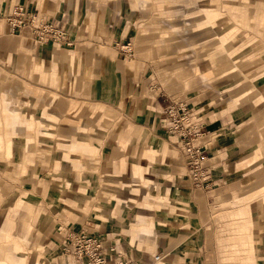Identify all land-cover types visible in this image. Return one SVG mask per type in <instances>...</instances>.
Segmentation results:
<instances>
[{
  "label": "rangeland",
  "instance_id": "374dc122",
  "mask_svg": "<svg viewBox=\"0 0 264 264\" xmlns=\"http://www.w3.org/2000/svg\"><path fill=\"white\" fill-rule=\"evenodd\" d=\"M42 1L44 2V0ZM59 1L60 3L63 2L62 0ZM67 1L63 3H67ZM100 2H102V0ZM156 2L157 0H148L149 5L152 6L153 12L157 11ZM245 3L246 5L243 6V11H245V13L248 11L249 13V11H251L249 0H245ZM13 5L14 3L11 1L8 3L7 8L6 6L3 7L6 8L7 14L10 12ZM40 8L42 10L44 8L42 2ZM0 14L3 15L4 12L0 11ZM192 21L193 20L190 18H187L179 22L175 20H168L161 24L152 22L157 30H168V34L166 35L168 39L163 38L164 40H162L159 37L161 34H157L153 42L155 46H159L162 43L165 45L175 41L176 35H178L177 39L181 41L191 42L189 45L190 52H185V54L188 53L191 55L189 61L190 65L186 66V68L184 67L183 71H179L178 69L177 71L176 68H173L170 70L172 78L168 79V84H177L179 90L183 92L185 97L168 98L158 92V98L155 97L154 91H158V85L154 84L151 86V90H149L146 83L142 80L143 77L139 75L141 74V68L137 64V74L133 78V88L129 90L122 89L120 100H109L113 101V105L115 106L110 110L117 113L118 119L122 120L124 125L129 124L133 127L132 132L135 134L132 133L130 136L135 137L137 135L141 139L139 144L132 145V148L129 147L132 149L129 152L126 149L122 151V149L118 147V138L120 135L116 130L115 122L109 124L110 121L108 120L107 122V119H105L106 123L104 124V130L98 134V136H96L94 132L97 121L95 117L93 118L90 115V106L96 105V101L93 98L94 95L87 94V90L89 91L90 89L89 87L93 86L89 85L90 82H92V78H90V67H92V62H90L88 58L84 57L75 70L81 82L78 87L73 86L68 88L67 85L63 84V82L68 81V76H71L66 72L64 74H61L60 71L59 73L56 72L55 79L58 83L51 85L48 81L50 77L46 75L40 76L41 74L31 69L30 50H34L35 52V57L33 58L34 62L39 63L40 60L46 61L44 58L46 51L53 54L73 51L74 54L78 55L80 52L86 54L88 52V47L71 45L69 48H65L58 46L54 47L51 44L38 47L34 39H30V36L27 38L19 37L17 40L10 38L13 40V43H11L12 47L17 42L19 44L16 51L13 50L15 52L16 62H18L19 66L12 63L8 57L0 56V92L9 94L12 98L15 97L17 100L13 99L12 101L20 102L19 107L22 109L32 107L35 119L38 117L44 102L36 99V103L34 104L26 103L23 99L24 93L22 87L24 85L46 89L48 90L47 93L59 92L67 97V99L71 98L85 105L83 113L76 117V121H79V125H81V128L83 126L82 129L84 131L75 133L76 124L64 121H59L54 127H45V129H50L51 134L49 135L37 133L36 126L28 130L24 125H18V134L13 139V143L16 145L15 147H17L15 149L17 153L16 158H9L10 150L5 154L8 158L4 156L3 152H0V187L3 191V196L0 197V207H10L18 191L26 193L25 197L32 201L34 209L39 213L37 221L32 223L29 239L41 245L32 247L41 248L42 245H47L49 247L47 253L42 250L37 251H42V253L44 252L43 254H46L41 257V259L46 257L49 264H58L57 260L59 264L65 263L67 255L63 250L65 246L64 241L66 237L73 232L103 237V239L108 241L107 244H105L107 249L109 247L108 245L115 246V256H123V261L129 260L139 264H153V261H156L155 258H158V261L163 260V264H194L193 262L196 264H234L241 260L243 255L239 254L246 248L240 245V240L243 243L249 238L252 241V253L249 255L246 253L244 257L249 256L252 264H264V205L262 204L264 201V192L262 195L258 194L257 196L249 198L245 193L249 191L250 187L254 190L258 189V187H264V147L261 148L260 154L263 158L255 164L249 165L246 162L247 160L240 156L243 154L249 155L253 146L260 143V137H258V139L255 138L258 136L257 130L259 128V123L256 119H252L251 122L247 124L246 129H248V131L246 134L251 133V135H254L252 136V138L254 137V144L252 140L249 142L240 141L236 147L238 151L225 160V165L222 164L217 167V172H220V175L226 174L228 179L215 182L211 179V173H213L216 168L211 169L210 163L214 161L213 159L223 160L226 156L224 154L225 150L222 148L218 150V152L215 151L208 154L203 146L199 147L201 152L199 157L202 161L204 160L201 169L204 178H193L190 172L191 167L189 165V158L184 155L182 150L180 151L178 138L171 134L172 129L170 124L174 125L175 121L172 117H168L167 114H165V111L170 107L176 108V104L183 102L186 104V108L190 114L193 115L198 109H203V111H206L203 114L205 116L208 114V110H213L209 105L218 100V98L225 100L233 91L240 92L241 90L244 93L248 92L249 87H247L246 84L250 82H253L255 86H260L264 83V74L260 76L262 74L261 71L264 73V33L262 36L263 40L261 38L256 39L255 36H252L250 33V31H254L249 28L253 26L252 22H250L252 25L248 23L250 25L248 26L247 22L239 24L224 19V21L220 23V30L222 28H227L226 30L231 28L234 30L233 34L235 36L231 43L226 46H237V44L241 43V49L243 48V50L246 51L230 52V49L227 47L225 52L226 56L223 57L224 59L214 61L211 60V53L221 52L218 51V49H222L223 44L220 43L219 30H216L217 34L215 37L217 39H212L209 43L206 42L202 45H197L195 44L197 43L195 40L196 38H192L193 35L181 36L182 31H184V26L179 24L185 22L191 23ZM171 24H176L180 29L172 32L171 29L174 28H170ZM1 25L3 24L0 22V26ZM191 27L193 28V26H190V28ZM194 28H196L195 31H199V33L203 32L198 24H196ZM243 33H245V35ZM203 40L204 39H200V42ZM257 40L258 42H256ZM0 42H2V39H0ZM106 52L109 53L108 51ZM171 55L174 54H168V56ZM142 56L149 59L145 54ZM156 56V58H158L162 55L158 51ZM247 59H250L251 65L254 66L263 61V63H261L262 66L259 68L257 67L258 69L251 66L248 70H245L244 75L246 78L244 82L231 84L233 89L230 92H224V88L219 86V84L210 83L208 81L210 80L209 77L216 79V81L223 78L226 73H221L220 76H217V72L227 66H232L229 69L232 73L239 71V64L246 63ZM125 62L128 61L126 60ZM129 62L131 63H128L127 66L130 68L133 67L132 61ZM169 62L173 61L168 60V64H170ZM156 64H158V62H156ZM234 65L238 66L234 67ZM162 72L163 70L157 69L158 74ZM181 72H187L188 75L181 79L178 77L179 74H176ZM240 79V76L236 78L238 81ZM140 80L141 84L139 85L138 82ZM165 80L167 79L163 81L167 82ZM127 82L129 83L128 78ZM192 82L195 86L191 87L190 84ZM173 89L176 90V88ZM225 91H229V89H225ZM64 101L68 100L64 99ZM107 105L109 106L110 104ZM158 112H160V115ZM249 113H251V111ZM157 115L159 116L158 118L156 117ZM203 115L196 119L191 117L192 122H197V125L200 123V129L195 131L200 134L201 130V136L195 141L196 145H198L200 141L203 142V144L208 143L207 137L210 139L213 137V134H208L205 131V127L202 126L203 123L206 124ZM260 117L259 115L258 119ZM177 118L178 117H176V119ZM169 119H171V121ZM189 127L191 128V126ZM73 134L74 136H72ZM127 135H129V132H127ZM59 136H72V138L81 137L86 140L88 145L91 141V143L98 148V150L92 149L93 152L88 154V157L97 154L95 158H91V161H88L90 164L86 163L88 159L87 156H81L86 167V170H84L85 176L89 178L90 173H92L90 180L84 182L78 181L77 171L70 169L68 163H66L65 168L61 171L53 170L52 153L56 147H58L57 137ZM27 138L31 140L28 142ZM132 141H135V139L133 138L121 142L126 143L128 146L130 145L129 142ZM26 145H28V149L31 151L32 159L35 163L25 164L23 162L22 155L24 150H26ZM164 145L168 148L167 151L161 149ZM208 146L207 148H209ZM143 150H150V153L153 151L157 154L164 153L163 155L167 157V161L164 164L157 163L152 167L153 170L151 171L138 174V177L135 179V186L131 185L136 193L127 192L123 197L125 205L118 206L115 203L114 206V204H111V202H113L112 196L113 192L116 193V190H118L117 182H119V180L115 178L116 175L115 177H108V171H110L112 166L119 159L126 157L125 162L121 164L125 166L123 172H120V164L116 165V172L119 168V172L122 173L121 176L126 175L128 180L131 179L132 173L130 168H132L133 165L144 167L145 163H147V159L140 155L142 152H146ZM159 151H161V153ZM79 154L80 152H71L69 156ZM183 157H185L186 164L183 161ZM23 166L25 167L24 170L22 169ZM254 173H258V175L252 177ZM146 178L151 179V183L148 186L142 184V181L146 182ZM162 182L166 183L167 188L175 189L176 194L171 196L169 193H161L157 190V185ZM73 184L80 185L84 188V192L79 194L82 200L72 203L64 202L61 195L63 192L69 190ZM243 191L246 195L240 196L239 194L243 193ZM144 193L152 198L151 203L154 209L152 216L147 218V223L156 225L159 222L162 228L156 226V232L165 235L166 238L160 250L156 249L155 243L151 240L150 236H144L142 233L139 234L140 244L138 246L129 244V233L131 228L133 226L140 227V223L135 219L136 216L134 213ZM190 200L192 204L196 206V209L202 213L200 217L203 227L199 232H196L189 226L191 213H188L187 210ZM157 210L160 211V215ZM243 211L248 213L250 232H244L241 229L242 226L239 220L236 219L238 218L236 215ZM107 216L108 218H106ZM158 216H162V219L158 218ZM165 218L175 222L166 223ZM27 221H29V219H27ZM20 223L21 221L17 222L18 228ZM165 224L168 225L163 227ZM18 234H22L21 229H18ZM196 237L205 239L200 252V257H202L201 261L198 259V256H196L197 248L194 246ZM28 247L29 246L26 245V249H28ZM33 250L35 249L33 248ZM167 251L170 252L166 254ZM188 254L189 256H187ZM165 255L172 256V259L170 261H165ZM0 259L2 260L4 258L0 257Z\"/></svg>",
  "mask_w": 264,
  "mask_h": 264
},
{
  "label": "crops",
  "instance_id": "0c3cea01",
  "mask_svg": "<svg viewBox=\"0 0 264 264\" xmlns=\"http://www.w3.org/2000/svg\"><path fill=\"white\" fill-rule=\"evenodd\" d=\"M11 1L15 5L24 6L31 14L35 15L38 20L44 23L56 24L59 28L65 31L68 39L72 42V46L88 47V52L86 54L80 52L78 55L74 54L73 51H67L66 53L62 52L60 54H53L46 51L44 58L47 62L40 60L39 63L34 62L33 58L35 57V52L34 50H30L31 69L41 74L40 76L46 75L47 77H50V79L48 78V81L51 85L58 83L55 79L57 74L56 72L59 73L60 71L61 74L66 72L71 76H68V81L63 82V84L67 85L68 88L73 86L78 87L81 82L79 80V76L75 73V70L78 67L79 62L82 61L84 57L88 58L90 62H92V67H90V78H92V82H90L89 85L93 86L89 87L90 89L89 91L87 90V94L94 95L93 98L96 101V105L90 106V115L93 118L95 117L97 121L94 132L96 136H98V134L104 130V124L106 123L105 119H107V122L108 120L110 121L109 124H113L115 122L116 130L120 135L118 138V147L121 148L122 151L126 149L128 152L132 150L130 149L132 148V145L139 144L141 139L137 135L135 137L130 136V134L133 133V127L129 124L124 125L122 120L118 119L117 113L110 109H113L114 100H120L122 89L129 90L133 88V78L137 74L136 69L138 65L141 68V74L139 75L140 77H143L142 80L146 83L148 89L151 90L150 88L154 84L158 85V91H154L155 97L158 98L157 92L162 93L168 98L185 97L183 92L179 90V86L177 84H168V79L172 78L170 70L173 68L183 71L184 67L186 68V66L190 65L189 61L191 55L188 53L185 54V52H190L189 45L191 42L181 41L177 39L178 35H176L175 41L165 45L162 43L159 46H155L153 42L157 34H161L159 37L162 40L168 39V37L166 38L168 30H157V28H155L156 26H153L152 22L161 24L167 22L168 20H175L179 22L190 18L193 20L191 23L185 22L183 24H179L185 27H183L184 31H182L181 36L183 35L184 37L187 35H193L192 38H196L195 40L197 43L195 44L197 45H202L206 42L209 43L212 39H217L215 35L217 34L216 30L218 29L220 32H218L220 34V43H223L221 50H224V52H226L228 47L226 45L231 43V41L235 38L233 34L234 30L231 28L228 30H226L227 28H222L220 30V23L221 21H224V19L239 24L247 22L248 26L252 25L250 24V22H252L253 26L249 28L254 31H250V33L252 36H255L256 39H262L264 33V0H249V4L251 5V11H249V13L248 11L246 13L243 11V6L246 5L245 0H157L155 3V5H157L156 12H153L152 6L149 5L150 2L148 3V0H102V2H100L101 0H62L63 2L67 1V3H60L59 0H44V2L42 0H0V11L4 12L3 15L0 14V22L3 24L0 26V39H2V42H0V56L8 57L12 63L16 64V66H19V64L16 62L14 51H16L19 44L17 42L12 47V39L17 40L19 37L27 38L28 36H30L31 39L33 38V35L32 30L29 27L22 28L15 34L9 33L5 16L9 14H7L6 8L8 3ZM41 2L44 6L43 10L40 8ZM4 6H6V8H3ZM201 16L211 25L209 32L199 33V31H195L196 28L194 27L198 24ZM190 26H193V28H190ZM175 27H177L176 24L170 25V28H174L171 29L172 32L180 29ZM243 34L245 35V33ZM200 39L204 40L200 42ZM256 42H258V40ZM36 46L40 47L38 44ZM241 47V43H239L237 46L230 45L228 48L230 49V52L246 51L243 50V48L241 49ZM158 51L162 56L156 58V53ZM170 53H173L174 55L168 56ZM143 54L149 57V59L144 58L142 56ZM250 59H247V62L244 64H239V66L234 65V67L238 66L239 71L224 74L225 76L221 78L223 80L218 79V81H216V79L209 77L210 80L208 81L210 83L219 84V86L224 88V92H230L233 89L231 84H238L240 82L243 83L246 78L244 75L245 70L254 66L251 65ZM126 60L128 62H125ZM168 60L173 62H169L170 64H168ZM129 61H132L133 64V67L131 68L127 66L128 63H131ZM156 62H158V64H156ZM261 63H263V61ZM261 63L256 64L254 67L259 68L262 66ZM157 69L163 70V72L158 74ZM261 72L262 74L260 76L264 74L263 71ZM176 74H179L178 77L181 79L188 75L187 72ZM239 76L241 79L238 81L236 78ZM127 78L129 79V83L127 82ZM164 79H167L165 80L167 82H164ZM138 83L140 85L141 80ZM190 85L191 87L195 86L193 82ZM246 86L249 87V92L239 93L233 91L229 94L227 99L221 100L218 98V100L211 103L209 106L213 110H208L207 115H203L206 112L205 110L203 111V109H198L193 114V118L195 119L203 115L205 117L206 124L203 123L202 126L205 127V131L208 134H213L211 139L207 137L208 143L203 144V142L200 141V145L198 144L199 147L203 146L208 154H210V152H218V150L222 148L225 150L224 154L226 156L223 160L213 159L214 161H211L210 163L211 169L216 168V170H214L215 172L213 171V173H211V179L215 182L228 179L226 174L220 175V172H217V167L222 164L225 165V160L230 156H233V154L238 151L236 147L240 141L249 142L252 140V143L254 144V137L252 138L254 135H251V133L246 134L248 131L246 126L252 119H256L259 123V128L257 130L258 136L255 138L258 139V137H260V143H257L254 146L252 145L253 149L250 151L249 155L243 154L240 156L241 158H245L249 165L255 164L263 158L260 154L261 148L264 147V83L260 86H255L253 82H250L249 84H246ZM22 88L24 93L23 99L26 103L34 104L36 103V99H39L41 102H44V105L40 109L38 117L35 119L32 107L22 109L19 107L20 102L12 101L13 99L17 100L15 97L12 98L9 94L0 92V152H3L4 156L8 158L5 154L8 150H10L9 158H16L17 153L15 149L17 147H15L16 145H14L13 139L18 134V125H24L28 130L33 129L36 126L37 133L49 135L51 134L50 129H45V127H54L59 121H64L76 124L75 133L84 131L82 129L83 126L81 128L79 121H76V117L83 113L85 105L82 102H76L71 98L67 99V97L59 92L47 93L48 90L43 88H36L30 85H24ZM173 88H176V90ZM225 89H229V91H225ZM64 99L68 101H64ZM105 103L110 105L108 106ZM103 106L107 108H104ZM250 111L251 113H249ZM158 114L160 115V112H158ZM259 115L261 117L258 119ZM156 117L158 118L159 116L157 115ZM198 126H200V123ZM127 132H129V135H127ZM74 134L72 136H74ZM72 136L57 137L58 147H56L52 153V168L53 170L61 171L65 168L66 163H68V167L70 169L77 171L78 181H88L91 179L92 173H90L89 178L85 176L84 170H86V167L81 159V156L85 155L88 157V154L93 152L92 149L98 150V148L93 145L91 141L88 145L85 139L81 137L72 138ZM133 138L135 141L129 142L130 145L128 146L126 143L121 142L131 140ZM77 139L83 140L86 143V146L77 145ZM30 140V138H27L28 142ZM73 145H77L74 146L75 149L72 148ZM207 146L209 148H207ZM25 148L26 150H24L22 155L23 162L25 164L35 163L32 159V153L28 149V145H26ZM161 149L167 151L168 148L164 145ZM143 151H146V153L151 152L150 150ZM71 152H80V154L69 156V153ZM159 152L161 153V151ZM95 156L88 157L86 163L90 164L88 161H91V158H95ZM125 160L126 157L119 159L112 166L110 171H108L107 176L115 177L116 175L117 179V175H120V181H125L127 178L126 175L121 176V167L120 172L119 168L116 172V165L120 164V166H122L121 164H123ZM183 161L186 164L185 157H183ZM145 165H147V163H145ZM22 169L24 170L25 167L23 166ZM123 170L124 168H122V172ZM2 192V188L0 187V197L3 196ZM82 192H84V188L82 186L73 184L70 189L63 192L61 196L63 201L67 203L80 202L82 199L79 194ZM114 193L115 192H113V194ZM245 193L243 191V193L239 195L244 196L246 195ZM25 196L26 193L18 191L15 200L10 207H0V213H3L4 215V222H0V235H4V232L8 231L11 223H13L11 237L19 244L23 243V245H28V249L34 248L35 250L33 251L41 258L46 255L43 253H47L49 247L47 245H42L41 248L32 247L37 245L41 246L29 239L31 233L30 231L32 230V223L37 221L39 213L34 209L32 201L27 199ZM187 211L188 213H191L189 226L191 229L199 232L203 227L200 217L202 213L196 209V206L192 204L191 200L190 203H188ZM106 218H108V216ZM27 219H29L30 222L27 221ZM18 221H21L19 228L17 224ZM18 229L22 230V234H18ZM203 242H205V239L202 237H196L194 240V246L197 248L196 256H198L200 261L202 260L200 252ZM38 250H42L44 252H37ZM2 253L4 255V251ZM187 256H189V254ZM0 257L4 258L2 260L0 259V264H10L5 261V256ZM117 257L119 260H122L123 256H115V261L118 260ZM44 259L47 258L44 257L43 260ZM57 262L59 264L58 260ZM134 263L139 264L137 262ZM193 263L196 264L195 262Z\"/></svg>",
  "mask_w": 264,
  "mask_h": 264
},
{
  "label": "built area",
  "instance_id": "2783aa9c",
  "mask_svg": "<svg viewBox=\"0 0 264 264\" xmlns=\"http://www.w3.org/2000/svg\"><path fill=\"white\" fill-rule=\"evenodd\" d=\"M9 32L17 33L22 28L29 27L32 30L34 42L39 46H59L69 48L72 42L68 39L64 30L53 23H44L31 14L22 5H13L8 15L5 16ZM176 108L170 107L165 114L172 117L175 124L171 125V134L178 138L179 146L189 158L190 172L193 178H204L201 171L203 161L200 156V148L195 141L200 134L195 132L200 129L195 122L191 121L192 114L186 108V104L179 102ZM176 117H178L176 119ZM171 121V119H169ZM169 121V122H170ZM191 126V128L189 127ZM108 241L103 237L92 236L87 233L73 232L66 237L63 247L67 255L64 264H136L134 262L122 261L115 262V246L108 245Z\"/></svg>",
  "mask_w": 264,
  "mask_h": 264
},
{
  "label": "bare ground",
  "instance_id": "6f19581e",
  "mask_svg": "<svg viewBox=\"0 0 264 264\" xmlns=\"http://www.w3.org/2000/svg\"><path fill=\"white\" fill-rule=\"evenodd\" d=\"M198 26L202 29L203 32H209V29L211 27V25L205 19H203L202 16L198 22ZM218 51H221V52L211 53L210 55V57H212L211 60L220 61L224 59L223 57L226 56L224 50L218 49ZM231 67L227 66L223 68L222 70L217 72V76H220L221 73H229L231 71V70L229 71ZM235 92H239V91H235ZM240 92H243V91L240 90ZM76 142H77V145L79 146H84V147L86 146V143L81 139H77ZM77 145H73L72 148L75 149L74 146H77ZM140 155L147 159V165H145L144 167L133 165L132 168H130L132 175H131V179L129 180L127 179L122 182L120 181V175H117V179H119V182H117L118 190H116V193L113 194L112 196L113 202H111V204L115 205L116 203V205L118 206H124L125 204H124L123 197L126 195V193L127 192L136 193L134 189H132L131 185L135 186V181H136L135 179L138 177V174L151 171L153 170L152 167H154V164H157V163L164 164L167 161V157L165 155L157 154L154 151L152 153L144 152V153H141ZM120 167L122 171V168H124L125 166L122 165ZM256 175H258V173H254L252 177H256ZM150 180L151 179L146 178V182H143L142 180L140 181H142L143 185L148 186L151 183ZM157 186L158 187H156V189L159 190L161 193H169L171 196H174L176 194V190L167 188L166 183L164 182H162L161 184ZM263 192H264V187H258V189H255V190L250 187L249 191H246V194L249 198V197L257 196L258 194L262 195ZM151 200L152 198L150 196H148L145 193L142 194L141 201L138 203L136 212L134 213V215L136 216L135 219L140 223V227L133 226L131 228V231L129 233V244L132 246H138L140 244L139 234L142 233V235L144 236H150L151 240L155 243L156 249L160 250V247L161 245L164 244L166 238H165V235H162L156 232V226H159L160 228H162L159 222L156 225L152 223H147V218L149 216H152L154 212V209L152 208ZM262 204L264 205V201L262 202ZM157 212L160 215V211L157 210ZM247 215L248 213L246 211H243L242 213H238V215H236L238 216V218L236 219L239 220V223L242 226L241 229L244 232L245 231L250 232V223H249V218ZM3 216H4L3 213H0V222H4ZM158 218L162 219V216H158ZM165 222L168 223V222H175V221L170 220V219L168 220L165 218ZM167 225L168 224H165L163 227H166ZM12 229H13V223H11L9 230L4 232V235L3 234L0 235V256H5V261L9 262L10 264H49L47 259H44V260L41 259L39 255L33 251L32 248L26 249V245H23V243L22 244L17 243V241L11 237ZM240 243H241L240 244L241 246L246 247V248L244 249V251H242L239 254V255H243V257H241V260L235 262L234 264H252L249 256L244 257L246 253L248 255L252 253V249H251L252 241L248 238L243 243L240 240ZM3 251H4V255L2 253ZM169 252L170 251H167L166 254ZM12 256H18V257H12ZM117 259L118 260H116L115 262H118V263L122 262V260H119L118 257ZM164 259L165 261H170L172 259V256L165 255ZM155 260L156 261H153V264H163L164 262L163 260L158 261V258H155Z\"/></svg>",
  "mask_w": 264,
  "mask_h": 264
}]
</instances>
